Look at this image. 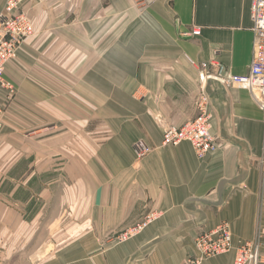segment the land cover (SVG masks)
<instances>
[{
	"label": "crops",
	"instance_id": "crops-1",
	"mask_svg": "<svg viewBox=\"0 0 264 264\" xmlns=\"http://www.w3.org/2000/svg\"><path fill=\"white\" fill-rule=\"evenodd\" d=\"M22 11L35 35L7 66L18 92L0 131V264H184L198 253L196 237L223 223L233 249L204 264H235L234 249L255 241L264 264V113L250 91L199 81L203 64L248 74V0H36ZM196 28L201 36H191ZM201 91L217 144L203 159L190 142L162 143L168 128L197 117ZM78 116L86 118L81 127ZM78 130L89 137V156H80L89 189L85 203L71 204L75 219L66 227L82 231L47 243L45 188L31 192L30 177L44 174L47 143L75 149L69 137ZM141 140L152 147L144 157L135 147ZM18 147L22 158L36 152L37 173L15 175ZM69 154L67 163L78 164Z\"/></svg>",
	"mask_w": 264,
	"mask_h": 264
},
{
	"label": "built area",
	"instance_id": "built-area-1",
	"mask_svg": "<svg viewBox=\"0 0 264 264\" xmlns=\"http://www.w3.org/2000/svg\"><path fill=\"white\" fill-rule=\"evenodd\" d=\"M36 0H6L0 13V90L8 101L15 98L18 87L7 77V66L17 59L21 47L35 35L34 26L22 7L27 2ZM250 4L253 34V61L247 75L226 73L218 65L203 64L199 73L201 84L215 81L254 94L260 110L264 113V0H248ZM201 29L196 28L191 36H201ZM211 100L205 91H201L197 102V117L181 127H170L163 135V145L177 146L190 142L196 156L205 158L217 150L215 137L211 134ZM4 110H0V118ZM2 122L0 119V129ZM1 131V130H0ZM140 157L151 152L152 147L144 140L135 145ZM135 233L123 235L121 241H127ZM197 255L189 258L184 264H204L206 261L229 253L233 249V236L229 224L223 223L210 232H203L196 237ZM235 250V264H262V246L259 241L241 244Z\"/></svg>",
	"mask_w": 264,
	"mask_h": 264
},
{
	"label": "rangeland",
	"instance_id": "rangeland-1",
	"mask_svg": "<svg viewBox=\"0 0 264 264\" xmlns=\"http://www.w3.org/2000/svg\"><path fill=\"white\" fill-rule=\"evenodd\" d=\"M5 99V95L4 98ZM6 101L2 100L0 101V110H4L3 115L1 116V122L3 126V121L5 118V114L8 108H6L7 103H10L7 99ZM13 100V99H12ZM77 120H79V127H81V123L86 122V118H82L81 116L77 117ZM54 125V120H51V118H47V135L46 139H53L54 128H52ZM50 127V128H49ZM78 127V129H80ZM1 128L0 130H2ZM81 130V129H80ZM78 130L76 133H72L70 135V140L75 143V149H61V148H55L53 145L46 144V167L44 174L40 176H34L32 173L35 174V169L37 166H33V154L32 151L30 153L27 152V155H30V158H22V152L16 151L14 153V156L16 157L14 159V165H13V171L15 175H20L23 170H27L30 168L31 172V179H30V188L31 192H38L42 191V189L45 188L46 197L44 200V203H46V211L44 215V220L46 221V228L42 230L41 236H45L47 238V243H49L48 240H52L53 236L60 235L62 237L65 236H77L79 232H81V229H74L70 227H66L68 224V221L71 219H75V214L70 213L71 211V204L75 203L76 201L78 203H83L85 200L86 190L89 189V171L86 165L85 158L81 159L80 156H85V153L87 152V155L89 156V148L84 147V142L87 140L89 142V137L85 138V133ZM6 134V133H5ZM3 132L0 134V138L6 139V135ZM59 134V133H57ZM37 137V136H36ZM33 138V141H37V138ZM67 139V136L65 134V138ZM82 148V149H80ZM6 148L5 145L0 148V157L6 156ZM70 155L71 152L73 155V159L79 155L78 164H68V159L64 157V153ZM79 152V154H78ZM87 155L85 156L87 158ZM26 156V155H25ZM22 159L25 161L29 160V164H22ZM88 163V160H87ZM2 173H5V167L1 169ZM37 173V172H36ZM34 176V177H33ZM16 178V177H15ZM33 178V179H32ZM23 183H27L24 181ZM13 184L15 185V188L21 187L22 181H14ZM74 190H78V193H74ZM20 199V197H19ZM43 199L41 198L40 202H36L35 204H40ZM85 203V202H84ZM80 205V204H79ZM81 219L82 215L79 214ZM85 216V215H83ZM76 219L80 220V218ZM75 221V220H74ZM57 222L59 224H57ZM58 226H65L61 228L53 227L54 225ZM135 229L128 230L120 235V239L123 235H129L130 233H135Z\"/></svg>",
	"mask_w": 264,
	"mask_h": 264
}]
</instances>
